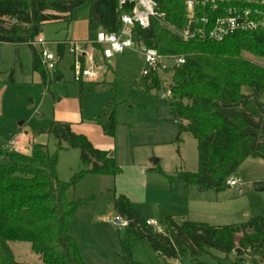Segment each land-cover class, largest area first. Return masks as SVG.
I'll return each mask as SVG.
<instances>
[{"label":"trees","instance_id":"trees-1","mask_svg":"<svg viewBox=\"0 0 264 264\" xmlns=\"http://www.w3.org/2000/svg\"><path fill=\"white\" fill-rule=\"evenodd\" d=\"M168 21L184 24L182 0H162ZM87 0H0V42L27 44L40 35L42 25L58 20L69 22L75 8ZM89 38L99 29L118 30L116 0H89ZM88 38V39H89ZM137 39L161 54L186 56L173 70L170 114L177 123V140L189 132L196 140L197 171H180L176 177L199 190L221 191L227 180L248 157L264 159V65L245 55L264 58V30L229 34L221 41L182 39L157 20L149 28L137 26ZM32 47V45H31ZM63 44H59L61 55ZM33 70L45 83L48 70L32 47ZM148 90L159 88L157 72L144 76ZM8 82L12 83V77ZM117 117L109 114L105 132L115 136ZM60 142L50 154L47 144L32 142L30 153L13 151L0 143V264H30L15 259L9 242L24 241L46 264H87L78 242L70 233L69 221L84 199L70 200L67 191L86 174L116 176L122 167L110 151L96 148L83 133H75L68 122H54L47 130ZM64 141L80 149L83 167L69 181L57 173L58 150ZM163 173L160 167L156 168ZM170 177V176H169ZM171 179V177H170ZM254 189L264 192V178L254 181ZM117 216L127 221L123 237H118L119 256L125 264H147L133 256V247L149 240L164 264H178L189 256L193 264H209L198 257L216 250L218 264H250L253 256L264 257V216L254 215L243 222L212 225L207 222H178L163 215L159 222L166 232L155 231L133 208L127 195L114 199Z\"/></svg>","mask_w":264,"mask_h":264},{"label":"rangeland","instance_id":"rangeland-1","mask_svg":"<svg viewBox=\"0 0 264 264\" xmlns=\"http://www.w3.org/2000/svg\"><path fill=\"white\" fill-rule=\"evenodd\" d=\"M89 10L87 0L74 9L69 22L58 20L43 24L40 37L53 42H58V39H87L86 18ZM88 51L91 52L92 61L87 60L86 67L92 63L99 74L96 81L86 82L82 87L74 82L71 70L73 57L66 51L57 67L62 77L55 80L52 76L51 90L47 91L40 83L39 73L33 70L31 45L0 42V143L5 144L10 137L15 139L25 129H33L40 132L43 136L40 140L47 144L49 153L54 154L60 142L47 130L58 121L74 124L76 131H85L95 141L111 143L110 153L124 171L122 188L139 192L141 189V193L143 190L147 194L145 202L134 199L131 203L133 208L140 215H152L160 219L162 211L176 210L169 203L171 188L176 192L177 181H181L176 174L198 169L196 140L189 132L180 134V140H177V123L170 114L169 100L161 96L166 93L173 73L160 72L161 86L148 90L142 70L145 60L137 49H125L110 60H104L100 51L91 46ZM245 55L264 64V58L259 59L248 52ZM11 74L15 81L13 85L8 82ZM112 110H115L117 117L114 137L105 133ZM86 133L83 134L87 136ZM61 146L58 150L57 173L61 180L69 181L83 167L80 149L69 147L64 141ZM131 164L141 165L139 175L143 178L142 188L141 182L130 177ZM233 175L239 178V184L223 190L229 198L222 206L224 210L232 213L237 211L238 217L234 218L239 221L236 222L246 221L254 215L264 216V192L254 189V181L264 178V159L248 157ZM95 176H84L67 191L70 200H86L69 221L70 233L78 242L87 264H125L119 256L117 241L118 237H123L125 228L106 221V218L117 216L113 209V193L118 189L115 191L112 185L109 191L101 190L103 188ZM112 177L105 178L110 181ZM137 183L140 185L137 186ZM176 217L178 220L181 218L178 215ZM231 219L230 216L228 221ZM9 244L16 260L46 264L39 254L32 251L28 242ZM222 255L212 250L210 253L204 252L198 259L218 264L217 257ZM133 256L147 264H164L163 258L157 255L146 238L134 246ZM176 262L193 264L194 260L189 255ZM250 264H264V261L259 256H253Z\"/></svg>","mask_w":264,"mask_h":264},{"label":"built area","instance_id":"built-area-1","mask_svg":"<svg viewBox=\"0 0 264 264\" xmlns=\"http://www.w3.org/2000/svg\"><path fill=\"white\" fill-rule=\"evenodd\" d=\"M119 13V28L116 31L99 29L94 38L85 41L68 40L69 51L74 56L72 72L74 80L78 82H91L97 80L99 74L94 70L92 63L86 67V62L92 61L91 52L88 48L98 49L104 60H110L116 54H121L125 49H134L142 55L145 60L143 75L152 72H171L183 65L186 61L185 55L161 54L157 48L149 47L143 42L134 39L137 26L149 28L152 20H157L165 27L175 32L182 41L208 40L221 41L229 34L244 31L264 30V0H182L184 6V24L176 26L167 19V12L163 9L162 0H116ZM35 47L41 57V63L47 70H54L60 57L52 49L55 44L44 37L37 36L28 41ZM264 65V64H263ZM172 94L171 84H168L166 93L162 97ZM13 151H18L14 139L8 142ZM230 187L239 184L236 176L227 180ZM107 222H115L126 227L127 221L116 216L106 218ZM146 224L153 227L155 231L166 232V226L159 220L146 219ZM264 260V257H263Z\"/></svg>","mask_w":264,"mask_h":264},{"label":"crops","instance_id":"crops-1","mask_svg":"<svg viewBox=\"0 0 264 264\" xmlns=\"http://www.w3.org/2000/svg\"><path fill=\"white\" fill-rule=\"evenodd\" d=\"M89 6H90V4H89ZM89 12H90V10H89ZM86 20H87V25H88V17L86 18ZM88 38H89V25H88ZM85 40L86 39L77 40V41H85ZM67 41L68 40H61V39H58V42L54 41L55 44L52 46V49L55 48L53 50L60 57L59 61L64 57L63 55L65 54L66 51L73 57V60H74V56L69 51L68 45L66 44ZM59 44H63V46H64L61 55L58 53V50H57ZM32 47H31V49H32ZM72 65H73V63H72ZM72 65H71V70H72ZM57 67H58V64H57V66H56V68L54 70H48V78H47L45 83L42 82V76L39 73L40 81H41L40 83L46 88L47 91L51 90L50 83H51V80H52V76H53V78L55 80H60L61 77H62L61 76V72H58ZM34 72L38 73L37 71H34ZM10 77H12V83L9 82V84L13 85L14 82H15L13 74H11L9 76V78ZM73 78H74V73H73ZM74 82H75V80H74ZM76 82H78V81H76ZM0 83H2L1 80H0ZM78 83L82 87L83 84L86 83V82H78ZM61 122H66V121H61ZM61 122L58 121L57 123H61ZM73 126H74V124H71L72 130L75 133L76 132L80 133V131L83 132V133H86L83 130H77L76 131L73 128ZM115 131H116V129H115ZM21 134L22 135H19L18 137L16 136L15 139L10 137L9 140L6 143H8L11 139H14L15 142H16V145L19 147V150L24 152V153H30V151H31L30 150V146H31L32 142H38V143L44 144V142L42 140H40V138L43 137L40 134V132H37V131H35L33 129L32 130L25 129L23 132H21ZM86 134H87V137L90 138L91 143L96 148H100V149L105 150V151H108V150L110 151L111 143H108V144L99 143L98 141H95V139L93 137H91L90 134H88V133H86ZM21 136H22V138H21ZM18 144H20L22 147H20ZM140 167H141V165H139V164H131L130 167H129V170H130V173H131L130 177L132 179H134V181L138 180L139 183L141 182L140 184H141V188H142V183H143L142 180H143V178H142L141 175H139ZM123 173H124V171L122 170V172L120 174H118L116 176H113L112 180H110V181L105 178V177H109L110 174L109 175H102V174L94 173L93 175H97V176H95L96 177L95 179L98 181L100 187L103 188L101 190L109 191L111 189V186L113 185L115 187V191H116V189H118L116 191L117 193H121V194L127 195L129 197L131 203H133L134 199H136V200H138L140 202L141 201L145 202L147 194H146V192L144 193L143 190H142V193H141V189H140V192H139L138 190H129V189H125L124 190L122 188V186H121L122 185V179L121 178H123ZM93 175L86 174L85 176H93ZM139 183H137V186L140 185ZM172 185L174 186V183ZM238 190L240 191L239 187H238ZM116 192L113 193V198L114 199L118 195V194H116ZM170 193H171V197H170L171 200L169 199L170 200L169 203L176 210H172V211L164 210V211H162V214L163 215L166 214V215L173 216L174 219L176 221H178V222H182V221H185V220L186 221L191 220V221H196V222H207V223H210L212 225L219 226V225L234 224V222L239 221V220H237L238 218H234V217H238L237 211H234L233 213L232 212H227L222 207L224 205L225 200L229 199L228 196L225 194V192L223 190L218 191V192L213 191L211 189H206V190H202L201 191L195 185H192V184L186 185L185 182L181 180V181H177V191L174 192L173 189L171 188ZM177 211H179V212H177ZM177 215L181 217L179 220L176 217ZM142 216L145 219L159 220V219L154 218V216H152V215L151 216L142 215ZM230 216L232 217V219H231L232 221H228V218H230ZM133 249H134V247H133ZM260 258H262V257H260ZM262 260H263V258H262Z\"/></svg>","mask_w":264,"mask_h":264},{"label":"water","instance_id":"water-1","mask_svg":"<svg viewBox=\"0 0 264 264\" xmlns=\"http://www.w3.org/2000/svg\"><path fill=\"white\" fill-rule=\"evenodd\" d=\"M116 223H117V221H116Z\"/></svg>","mask_w":264,"mask_h":264}]
</instances>
